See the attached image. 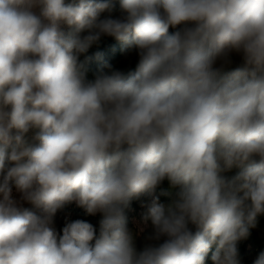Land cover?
I'll use <instances>...</instances> for the list:
<instances>
[{
  "label": "clouds",
  "instance_id": "9594fccd",
  "mask_svg": "<svg viewBox=\"0 0 264 264\" xmlns=\"http://www.w3.org/2000/svg\"><path fill=\"white\" fill-rule=\"evenodd\" d=\"M114 10L0 0V264H204L212 245L214 264H238L264 215V0ZM103 36L137 49L134 74L86 78L79 57ZM233 55L241 66L225 72ZM165 179L176 201L154 199L151 230L132 233L124 208ZM73 200L101 214L98 236L77 220L57 238L53 217Z\"/></svg>",
  "mask_w": 264,
  "mask_h": 264
},
{
  "label": "rangeland",
  "instance_id": "374dc122",
  "mask_svg": "<svg viewBox=\"0 0 264 264\" xmlns=\"http://www.w3.org/2000/svg\"><path fill=\"white\" fill-rule=\"evenodd\" d=\"M68 2V0H66ZM115 10L113 16L119 15L120 0H114ZM108 13H102L101 18L107 16ZM179 27V26H177ZM176 29L169 28V33ZM62 31L67 35L71 29L67 25H62ZM87 33H81L86 35ZM79 61L84 64L86 69V78L92 80L96 74L103 71L106 74H111L114 71H119L125 77L134 74L136 66L139 61L137 49L124 42L116 40L114 37L103 36L100 41L93 44L86 53L81 54ZM232 64L224 69L225 72L234 70L241 66V58L239 56H232ZM219 66V64L217 65ZM10 148L8 151L10 152ZM7 164V162H6ZM239 169L233 168L231 171L225 173L226 176L231 177L235 175ZM179 187H171L167 179L160 183L152 190H148L133 196L127 206L124 208V217L126 227L134 234L139 233L143 228L145 233L151 230V222L145 224L143 217L146 215L149 205L154 199H158L160 203L165 205L172 204L176 201V193ZM12 195L19 199L20 194L15 187L12 188ZM23 207L33 209L29 203H24ZM34 210V209H33ZM83 221L91 224L96 235H99L101 214L90 215L86 209L81 207L75 200L67 202L57 210L53 217L51 227L57 234V238L63 235L64 227L74 221ZM143 234L136 235L135 244L138 250L143 246ZM94 243V241L92 242ZM238 249V264H255L259 256L264 253V215L257 217L256 226L250 229V234L237 242ZM216 251V245H212L205 257L204 264H214L211 257Z\"/></svg>",
  "mask_w": 264,
  "mask_h": 264
}]
</instances>
